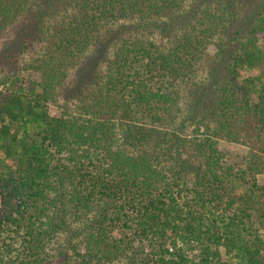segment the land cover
Instances as JSON below:
<instances>
[{"label":"trees","instance_id":"obj_1","mask_svg":"<svg viewBox=\"0 0 264 264\" xmlns=\"http://www.w3.org/2000/svg\"><path fill=\"white\" fill-rule=\"evenodd\" d=\"M16 23L0 264H264V0H0Z\"/></svg>","mask_w":264,"mask_h":264},{"label":"rangeland","instance_id":"obj_2","mask_svg":"<svg viewBox=\"0 0 264 264\" xmlns=\"http://www.w3.org/2000/svg\"><path fill=\"white\" fill-rule=\"evenodd\" d=\"M241 1V0H240ZM250 0H242V3L245 2H249ZM19 23H16L14 26H12L4 35V37L1 39L0 41V46H6L8 43H10L11 41H14L16 36H17V32L19 31ZM217 51L216 46L214 44L209 45L208 47V53L210 55H213L215 52ZM27 55H24V57L22 58L23 61H26L30 58H26ZM222 145L224 148L229 149L233 152L236 153H241V154H245L247 153V148L242 145V144H238V143H231V142H227V141H223ZM258 180L261 184H264V173L258 176Z\"/></svg>","mask_w":264,"mask_h":264}]
</instances>
